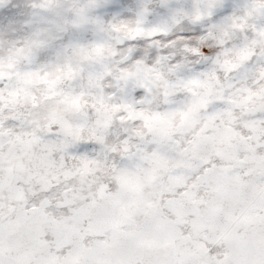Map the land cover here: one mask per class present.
I'll return each mask as SVG.
<instances>
[{
    "label": "snow or ice",
    "instance_id": "snow-or-ice-1",
    "mask_svg": "<svg viewBox=\"0 0 264 264\" xmlns=\"http://www.w3.org/2000/svg\"><path fill=\"white\" fill-rule=\"evenodd\" d=\"M0 264H264V0H0Z\"/></svg>",
    "mask_w": 264,
    "mask_h": 264
}]
</instances>
